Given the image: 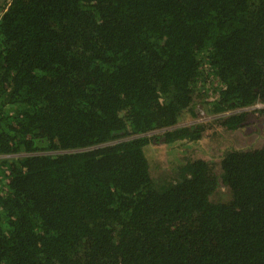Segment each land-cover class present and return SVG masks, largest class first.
<instances>
[{
  "label": "trees",
  "instance_id": "obj_1",
  "mask_svg": "<svg viewBox=\"0 0 264 264\" xmlns=\"http://www.w3.org/2000/svg\"><path fill=\"white\" fill-rule=\"evenodd\" d=\"M259 103L264 0H0V264H264V143L155 159Z\"/></svg>",
  "mask_w": 264,
  "mask_h": 264
},
{
  "label": "rangeland",
  "instance_id": "obj_2",
  "mask_svg": "<svg viewBox=\"0 0 264 264\" xmlns=\"http://www.w3.org/2000/svg\"><path fill=\"white\" fill-rule=\"evenodd\" d=\"M259 122L262 124V127L255 124L242 130L227 132L224 134L225 136H215L213 139L203 138L201 142L202 146L200 147L204 151L199 149V152H196V148H189V152L182 153L171 149L168 144H161L156 148L155 152L156 162L160 165L158 174H161L160 176H166V178L175 175L172 170L175 164L172 161L178 160L177 162H179L180 158L184 160L185 158L182 157L184 154L195 158L196 155L193 156L194 154L202 152L208 159L215 161L218 160L230 146L237 148H254L262 146L264 143V120L261 119ZM177 165L179 164L177 163Z\"/></svg>",
  "mask_w": 264,
  "mask_h": 264
},
{
  "label": "built area",
  "instance_id": "obj_3",
  "mask_svg": "<svg viewBox=\"0 0 264 264\" xmlns=\"http://www.w3.org/2000/svg\"><path fill=\"white\" fill-rule=\"evenodd\" d=\"M257 107L264 108V103L257 104ZM198 112H199L200 120H206L208 118L204 110L199 109ZM5 157H9V155H0V160Z\"/></svg>",
  "mask_w": 264,
  "mask_h": 264
},
{
  "label": "flooded vegetation",
  "instance_id": "obj_4",
  "mask_svg": "<svg viewBox=\"0 0 264 264\" xmlns=\"http://www.w3.org/2000/svg\"><path fill=\"white\" fill-rule=\"evenodd\" d=\"M259 127H262V124H258Z\"/></svg>",
  "mask_w": 264,
  "mask_h": 264
}]
</instances>
